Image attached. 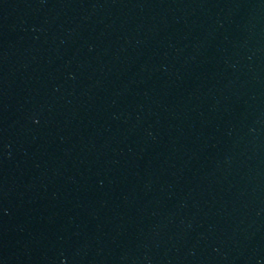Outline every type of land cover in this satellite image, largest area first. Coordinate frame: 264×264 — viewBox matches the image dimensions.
Returning a JSON list of instances; mask_svg holds the SVG:
<instances>
[{"label": "water", "instance_id": "95a60500", "mask_svg": "<svg viewBox=\"0 0 264 264\" xmlns=\"http://www.w3.org/2000/svg\"><path fill=\"white\" fill-rule=\"evenodd\" d=\"M0 264H264V0H0Z\"/></svg>", "mask_w": 264, "mask_h": 264}]
</instances>
